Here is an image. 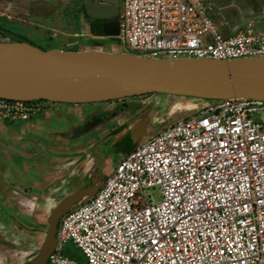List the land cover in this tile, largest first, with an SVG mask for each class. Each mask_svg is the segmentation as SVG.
<instances>
[{
	"label": "built area",
	"instance_id": "1",
	"mask_svg": "<svg viewBox=\"0 0 264 264\" xmlns=\"http://www.w3.org/2000/svg\"><path fill=\"white\" fill-rule=\"evenodd\" d=\"M123 47L153 57L264 56L252 22L224 34L205 0H121ZM38 100L0 97L27 121ZM264 101L225 98L151 134L62 216L48 264H264ZM159 187L161 198L149 190ZM72 240L86 261L69 256Z\"/></svg>",
	"mask_w": 264,
	"mask_h": 264
},
{
	"label": "rangeland",
	"instance_id": "2",
	"mask_svg": "<svg viewBox=\"0 0 264 264\" xmlns=\"http://www.w3.org/2000/svg\"><path fill=\"white\" fill-rule=\"evenodd\" d=\"M251 1L255 0H205L212 6L209 13L215 25L225 31L247 24V18L259 19L257 22L260 23L256 24L264 28V12H247ZM82 5L83 0H0V21L34 40L39 47H95L88 42L93 37L89 34L90 23ZM120 10L123 12L121 5ZM4 39L10 40L0 35V40ZM97 41L105 42L101 49H117L116 44L109 45L106 39L98 38ZM148 98L150 103L153 102L149 114L144 115L148 117V133L168 126L178 116L195 114L213 101L166 93H153ZM38 101L42 102L43 109L31 119L21 121L20 126L0 118V254L5 257L0 259V264H17L19 261L20 264H29L28 259L43 244L49 225L47 219L53 207L81 184L82 177L106 179L132 145L129 130L125 127L118 129L120 125L117 124L122 122L120 116H116L119 113L128 115L132 106L118 108V113H104V119L87 133L89 142L86 144L84 138H77L80 129H84L88 122L81 120L86 115L84 113L82 117L81 113L83 109L86 112L101 107V102L72 104L75 109L68 116L60 108L45 109L50 101ZM47 110L54 113L47 116ZM258 114L259 119L264 120V109ZM78 115L81 121H76ZM57 135L67 138L58 140ZM12 157L18 163L15 164ZM149 194L155 195V199L162 196L159 187L149 190ZM14 200L16 202H12ZM13 206L14 215L9 217ZM64 252L81 262L86 261L82 249L72 240L64 244Z\"/></svg>",
	"mask_w": 264,
	"mask_h": 264
},
{
	"label": "water",
	"instance_id": "3",
	"mask_svg": "<svg viewBox=\"0 0 264 264\" xmlns=\"http://www.w3.org/2000/svg\"><path fill=\"white\" fill-rule=\"evenodd\" d=\"M120 4L121 0H83L88 17L101 20L90 24L92 34L109 41L114 39L116 50L43 48L28 41L0 40V97L84 104L166 93L212 99V102L225 98L264 101V56L218 60L153 57L127 51L120 36ZM145 114L149 113L139 112L118 128L129 130L130 149L184 118L178 116L168 126L148 133ZM98 122L84 125L81 132L92 130ZM82 178L81 184L53 207L43 244L29 264H48L62 216L76 203L95 195L105 181Z\"/></svg>",
	"mask_w": 264,
	"mask_h": 264
},
{
	"label": "flooded vegetation",
	"instance_id": "4",
	"mask_svg": "<svg viewBox=\"0 0 264 264\" xmlns=\"http://www.w3.org/2000/svg\"><path fill=\"white\" fill-rule=\"evenodd\" d=\"M94 21H101L100 19H95V18H92V19H88V22L91 24L92 22H94ZM98 38H100V39H106V38H104V37H102V36H95V39L97 40ZM106 43L107 44H109V45H112V44H114V41H111L110 40V42L108 41V38L106 39ZM89 44V43H88ZM106 44H105V42H99V41H96V43H94V45L93 46H98V47H104ZM152 94L153 93H151V94H145V95H137V96H131V97H125V98H119V99H113V100H108V101H101V107H98L97 109H94L93 108V110H89L88 109V111H86V112H84V109H83V112L81 113V115H82V117H83V114L84 113H86V115L84 116V119H81L82 121L84 120V121H88L86 124L88 125V126H90L91 125V121L90 120H93V121H96V120H98V121H101L102 119H104V113H107V112H109V111H112V112H114V113H118V111H119V109H123L124 107H126V106H128V107H130V106H132V111H129V114L128 115H126V114H121L120 115V113L119 114H117L116 116H120L119 117V119L121 120V122H125V121H127V120H129V118H131V117H134L136 114H138L139 112H142L143 110H145V109H147L146 111H147V113H149V105H150V102H149V96H152ZM132 102H135V104H132ZM91 103H93V104H95L94 102H91ZM86 106V105H85ZM93 106V105H92ZM119 108V109H118ZM116 109H118V110H116ZM114 110H116V111H114ZM120 112V111H119ZM93 113V114H92ZM80 117V116H79ZM90 118V119H89ZM121 118H123V119H121ZM80 119H76V121H81ZM92 121V122H93ZM86 125V126H87ZM117 125H120V123H118ZM116 126V125H115ZM114 126V127H115ZM95 127V126H94ZM93 127V128H94ZM91 131V130H90ZM90 131H88V132H81L78 136H77V138H84L85 140H86V144L89 142V138H87V133H89ZM63 138H67V136L66 137H63ZM76 138V139H77ZM83 176V175H82ZM81 176V177H82ZM88 178H89V176H88ZM54 182H56V181H54ZM20 187V186H19ZM22 201V200H21ZM12 202H16V200H14V201H12ZM24 202V201H23ZM18 203V202H17ZM15 204V203H14ZM7 206H10V205H7ZM15 210V207L13 206V207H11V209H10V216L9 217H11L12 215H14V210ZM19 209V208H18ZM14 250V249H13ZM15 255H17V253L16 254H13V256H15ZM33 257V256H32ZM13 258H16V257H13ZM0 259L2 260H4L5 259V257L3 256V255H1L0 254ZM32 259V258H31ZM31 259H28L29 261L31 260ZM9 260V259H8ZM12 261H14V259H12ZM17 264H20V261L17 263Z\"/></svg>",
	"mask_w": 264,
	"mask_h": 264
},
{
	"label": "crops",
	"instance_id": "5",
	"mask_svg": "<svg viewBox=\"0 0 264 264\" xmlns=\"http://www.w3.org/2000/svg\"><path fill=\"white\" fill-rule=\"evenodd\" d=\"M209 3V2H208ZM210 4V3H209ZM210 6H211V4H210ZM211 9H212V6H211ZM260 11V12H264V0H262V1H251V6H249L248 8H247V12H252V11ZM214 20V19H213ZM257 20H259V19H257ZM257 20H253L252 18H247V23H249V22H252L253 24H254V27H255V29L256 30H260V31H264V28H261L260 27V25L261 24H259V25H257L256 23H260V21H258L257 22ZM215 23V22H214ZM246 24H244V25H236V26H234L235 28L234 29H232V30H229V31H225L224 30V28L223 29H220L219 28V30L222 32V33H224V34H232V32L233 31H237L238 29H240V28H243L244 26H245ZM256 25H257V27H256ZM262 26V25H261ZM88 28H89V34H91L92 35V37L93 38H95V36L96 35H94V34H92V32H91V30H90V25H88ZM235 31V32H236ZM90 48H100L101 49V47H98V46H95V47H90ZM68 102H66V104L65 103H63V102H54V101H50L49 102V104H52V105H50L49 106V104H47L46 103V106H45V109L47 108H60L61 109V111L62 112H66V114L69 116V113H71L72 112V109H75L74 107H72V104H76V103H68ZM80 104V103H79ZM77 105V104H76ZM52 111V110H51ZM50 113H51V115L54 113V112H50L49 110H47L46 111V114H47V116H50ZM78 118L80 119L81 117H79V115H78ZM1 119H3V118H1ZM3 120H6V121H8L9 123H12V124H15L16 126H20V122L22 121V120H18V119H16V120H13V119H3ZM58 136V135H57ZM58 138H60L59 136H58ZM18 139V141H20V136H19V138H17ZM64 140V139H66V138H60V139H58V140ZM19 153H20V151H18ZM54 157V156H53ZM12 159L14 160L13 162H15V164L16 163H18V161H16L15 159H14V157H12ZM1 160V159H0ZM5 165H8L9 166V163H4ZM11 166V165H10Z\"/></svg>",
	"mask_w": 264,
	"mask_h": 264
},
{
	"label": "trees",
	"instance_id": "6",
	"mask_svg": "<svg viewBox=\"0 0 264 264\" xmlns=\"http://www.w3.org/2000/svg\"><path fill=\"white\" fill-rule=\"evenodd\" d=\"M82 10L83 13L85 14V16L90 20L92 18L88 17V15L86 14L85 10H84V6L82 5ZM94 22H100V21H94ZM93 23V22H92ZM98 29H100V27H98ZM0 35L4 36V37H8L10 40H21V41H28L31 42L33 44H35L34 40H32L31 38L27 37L25 34L18 32L14 29L9 28L4 22L0 21ZM96 39L95 38H91L88 40V42L90 44H94L96 43ZM101 42V41H99ZM151 94V93H150ZM41 102V101H40ZM132 150V149H130Z\"/></svg>",
	"mask_w": 264,
	"mask_h": 264
}]
</instances>
